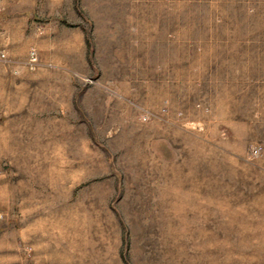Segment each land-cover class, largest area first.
I'll list each match as a JSON object with an SVG mask.
<instances>
[{
	"label": "rangeland",
	"instance_id": "obj_1",
	"mask_svg": "<svg viewBox=\"0 0 264 264\" xmlns=\"http://www.w3.org/2000/svg\"><path fill=\"white\" fill-rule=\"evenodd\" d=\"M9 1L0 264H264V0Z\"/></svg>",
	"mask_w": 264,
	"mask_h": 264
},
{
	"label": "crops",
	"instance_id": "obj_2",
	"mask_svg": "<svg viewBox=\"0 0 264 264\" xmlns=\"http://www.w3.org/2000/svg\"><path fill=\"white\" fill-rule=\"evenodd\" d=\"M10 4L13 5L14 3H11L9 0H0V11L2 9H7ZM9 19L11 21L9 20L8 24L16 25V14L10 15ZM8 24H6V25L4 24V26H3V24H0V29H1V27H3V30L5 31L4 32L5 34L12 33V28L10 26L8 27ZM7 27H8V29H7Z\"/></svg>",
	"mask_w": 264,
	"mask_h": 264
},
{
	"label": "built area",
	"instance_id": "obj_3",
	"mask_svg": "<svg viewBox=\"0 0 264 264\" xmlns=\"http://www.w3.org/2000/svg\"><path fill=\"white\" fill-rule=\"evenodd\" d=\"M4 56H5L4 53L0 52V58L2 59V58H4ZM31 57L34 58L33 53H31Z\"/></svg>",
	"mask_w": 264,
	"mask_h": 264
}]
</instances>
